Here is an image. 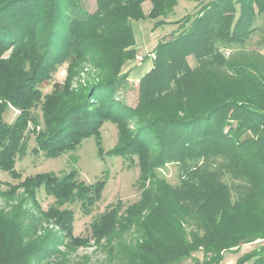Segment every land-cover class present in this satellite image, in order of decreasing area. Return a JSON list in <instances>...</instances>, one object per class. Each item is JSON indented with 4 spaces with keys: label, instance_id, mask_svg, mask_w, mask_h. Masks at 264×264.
I'll use <instances>...</instances> for the list:
<instances>
[{
    "label": "trees",
    "instance_id": "1",
    "mask_svg": "<svg viewBox=\"0 0 264 264\" xmlns=\"http://www.w3.org/2000/svg\"><path fill=\"white\" fill-rule=\"evenodd\" d=\"M183 1L196 11L151 53L132 107L120 97L125 66L139 57L132 22L160 26L179 0H95L93 12L88 0H0V169L20 179L16 159L32 136V153L49 159L92 137L102 154L109 122L118 140L108 155L139 168L141 190L138 201L108 206L90 236L77 237L76 215L62 207L79 203L88 214L104 177L89 185L76 171L25 178L4 193L23 191L0 207V264H89L73 255L92 246L105 264H221L226 251L264 241V55L247 50L255 34L264 45V0ZM87 67L93 76L74 88ZM62 68L64 81L44 93ZM9 108L19 112L12 123ZM171 163L179 166L176 185L158 175ZM42 189L55 200L47 210ZM215 191L223 192L217 203ZM239 264H264V246Z\"/></svg>",
    "mask_w": 264,
    "mask_h": 264
},
{
    "label": "rangeland",
    "instance_id": "2",
    "mask_svg": "<svg viewBox=\"0 0 264 264\" xmlns=\"http://www.w3.org/2000/svg\"><path fill=\"white\" fill-rule=\"evenodd\" d=\"M88 8L91 12L95 10V0H88ZM143 9L146 14L151 9L150 3H145ZM196 11V4L179 0L174 12L167 18L166 22L160 26H155L156 21L152 19H145L141 21H133L132 28L135 36V49L142 61L135 60L125 66L124 73L128 74V83L121 91L120 97L123 102L129 106L134 107L138 101V84L139 79L145 75L152 68L151 53L164 37L176 32L177 25L175 22L182 19L188 13ZM262 23L258 21V25ZM261 36L255 34L247 50L261 53L264 55V45H261ZM226 52V55H229ZM192 67L196 65L193 58L189 59ZM94 70L87 67L80 78L75 80L76 88L83 83L89 82V76H93ZM65 70L62 68L54 76L53 80L42 86L43 92L48 93L52 90L54 83L64 81ZM19 113V112H18ZM14 109L6 110L4 119L8 123H12L18 115ZM40 114V112H37ZM118 140V133L116 126L107 122L102 130L101 144L102 154H99L98 140L94 137L89 138L75 150L64 155L49 159L43 153L33 154L32 150L36 147L34 136L30 137L28 141V148L24 155L18 156L16 159L15 169L21 174L20 179H14L10 174L3 172L0 169V207L15 203L21 199L23 191L19 190L16 194L9 193L13 187L22 183L27 177L36 176L38 174L51 173L57 176H63L71 171H76L79 179L85 184H94L104 177V188L102 191L101 200L91 209L88 214H85L81 208V204L73 203L67 204L62 209H71L76 215L74 224V235L77 237L90 236V227L93 220L99 217L110 205H115L118 202L123 203L125 207L131 205L139 200L141 190L138 186L139 168L137 166H129L122 157H112L108 153L114 149ZM158 175L165 178L170 184H178L179 166L177 164H168L164 169L158 171ZM13 197V198H12ZM220 197H223V192L215 191L210 201L217 203ZM38 199L43 210H47L55 205V200L48 197L42 189L38 194ZM133 238L127 237L126 240ZM129 242V241H128ZM130 241V245L133 244ZM264 246V241L259 243H252L244 245L232 251H226L223 254V261L221 264H239L241 257L245 253L252 252L259 247ZM77 257H84L89 264H105V254L95 246L88 248H81L73 255ZM202 253L194 254L193 258L201 259ZM119 260V259H117ZM192 259L185 260L181 264H192Z\"/></svg>",
    "mask_w": 264,
    "mask_h": 264
},
{
    "label": "built area",
    "instance_id": "3",
    "mask_svg": "<svg viewBox=\"0 0 264 264\" xmlns=\"http://www.w3.org/2000/svg\"><path fill=\"white\" fill-rule=\"evenodd\" d=\"M139 61H141L142 59L140 57L137 58Z\"/></svg>",
    "mask_w": 264,
    "mask_h": 264
}]
</instances>
